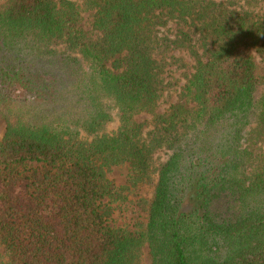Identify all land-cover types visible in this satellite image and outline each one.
<instances>
[{"label": "trees", "instance_id": "1", "mask_svg": "<svg viewBox=\"0 0 264 264\" xmlns=\"http://www.w3.org/2000/svg\"><path fill=\"white\" fill-rule=\"evenodd\" d=\"M0 117V264H264V0H0Z\"/></svg>", "mask_w": 264, "mask_h": 264}, {"label": "rangeland", "instance_id": "2", "mask_svg": "<svg viewBox=\"0 0 264 264\" xmlns=\"http://www.w3.org/2000/svg\"><path fill=\"white\" fill-rule=\"evenodd\" d=\"M215 1H223V0H215ZM88 19L89 16L87 13H85L83 17V22L85 21V23L83 25L86 28H88L87 25ZM172 54L175 56L178 55L179 53H177L174 50L172 51ZM180 56H183L182 62L185 65H188L190 63L191 59L188 56H185L184 54H180ZM168 68L170 69V71L166 70V73H163V76H164V80L166 82L168 81L169 84L166 85V87H164L161 92V96L159 98V104L156 108V111L158 112L163 111L169 103L174 102L176 100L178 87L184 81L183 75H181V73L183 74V72H185L184 70L185 67L175 69V66L171 65ZM149 118L150 115L147 113H140L136 116V120L138 121H145L148 120ZM115 125L116 123L112 122L108 126L107 130L113 129ZM3 130H4V121L0 117V136L3 133ZM158 155L160 156L158 160L163 159L165 156L163 151H160ZM126 172L127 171L125 165L111 166L110 169L106 172V176L109 179H111L115 185H123L126 182ZM150 192H151V186L149 184L140 185L138 188L133 189V191L129 192L127 198L131 200H135V198L139 196L143 198H148L150 196ZM137 194L139 196H137ZM137 210H138V206L129 203L127 208H125L124 210L120 212L115 211L112 214V219L115 220L116 223H121L122 221H127L131 223V218L136 215Z\"/></svg>", "mask_w": 264, "mask_h": 264}]
</instances>
